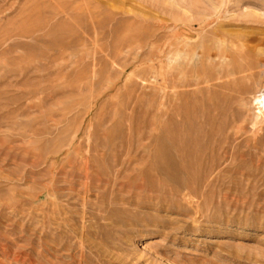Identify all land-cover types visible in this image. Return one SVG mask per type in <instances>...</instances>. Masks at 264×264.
<instances>
[{
  "label": "rangeland",
  "instance_id": "1",
  "mask_svg": "<svg viewBox=\"0 0 264 264\" xmlns=\"http://www.w3.org/2000/svg\"><path fill=\"white\" fill-rule=\"evenodd\" d=\"M0 264H264V0H0Z\"/></svg>",
  "mask_w": 264,
  "mask_h": 264
},
{
  "label": "bare ground",
  "instance_id": "2",
  "mask_svg": "<svg viewBox=\"0 0 264 264\" xmlns=\"http://www.w3.org/2000/svg\"><path fill=\"white\" fill-rule=\"evenodd\" d=\"M161 68V67H160ZM163 70V69H162ZM161 73V72H160ZM87 173V172H86ZM88 181V180H87Z\"/></svg>",
  "mask_w": 264,
  "mask_h": 264
}]
</instances>
